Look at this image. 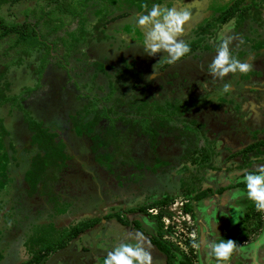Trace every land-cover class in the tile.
<instances>
[{
	"label": "rangeland",
	"instance_id": "rangeland-1",
	"mask_svg": "<svg viewBox=\"0 0 264 264\" xmlns=\"http://www.w3.org/2000/svg\"><path fill=\"white\" fill-rule=\"evenodd\" d=\"M155 1L58 0L57 6L48 0H19L0 5L3 20L36 24L40 36L48 35L45 40L52 45L38 79L29 67L31 63L39 67L43 52L24 56L21 50L26 46L15 44V34L0 40V69L10 84L7 93L18 97L13 105L0 106V264H24L32 257L29 239L45 235L60 240L91 218L101 220L40 264H102L117 242L135 243V234L142 233L116 217H106L139 221L148 234H155L156 220L131 209L165 195L173 199L164 209L167 239L196 264L197 257L201 264L210 258L206 247L210 240L226 239L218 235L228 230L226 226L223 230L217 226L227 216L235 215L234 222L245 218L238 231L249 233L247 243L264 232V212L254 206L251 212L245 188L235 187L245 170L264 166V145L243 156L246 147L264 140V0H242L230 48L251 69L230 73L223 81H214L208 73L224 25L215 18L235 0ZM153 5L187 7L192 12L180 36L191 51L173 64L166 62V53L145 54L144 32L134 23ZM100 18L103 34L95 30ZM224 83L231 85L227 94L222 92ZM112 86L116 91L110 94ZM141 107H147V113L160 108L150 117V127L157 133L153 145L148 134L139 132L140 124L130 133L122 118L149 117L135 113ZM107 109L112 120L105 117L93 133L84 130L77 135L75 123L85 124ZM30 119L41 123L49 135L55 133L54 141L65 144L66 155L63 160L41 162L40 172L28 175L32 181L27 173L47 144L44 138H34ZM118 153V158L109 159ZM222 187L224 192L212 195ZM182 188H211L212 193L192 202L195 213L190 216L183 209ZM157 210L156 206L150 212ZM248 211L255 215L246 219ZM168 221L174 230L166 231ZM229 239L236 243V237Z\"/></svg>",
	"mask_w": 264,
	"mask_h": 264
},
{
	"label": "trees",
	"instance_id": "trees-1",
	"mask_svg": "<svg viewBox=\"0 0 264 264\" xmlns=\"http://www.w3.org/2000/svg\"><path fill=\"white\" fill-rule=\"evenodd\" d=\"M17 1L19 0H0V5L17 2ZM48 1H50V3L57 4V6H60L59 4L60 2H58V0H48ZM146 1L147 0H144V2ZM149 2L153 3L156 1L149 0ZM241 2L242 0H235L229 7H227L225 10L219 13V15L215 18V21L220 24H226L229 20L234 18L238 13H241L243 11V9L240 7ZM248 8L249 6L246 7V9L244 10H247ZM101 20L102 19L100 18V21H98V23H96L95 25V30H97L99 34H103L101 33L100 27H99L101 24ZM36 23L38 24V21H36ZM35 25H32L30 22L27 23L26 21L23 23H14V22L7 23L5 20H3L0 17V29H1L0 40L4 39L8 35L15 34L17 35L15 44L18 46L19 45L26 46L21 50V53L24 56H29V54H32V52L34 51L38 53L43 52L42 55H39L38 57L40 60L39 67H36L33 63H31L29 67L33 72L34 71L37 72L38 79H39L41 75L44 73L45 64L47 63L51 55L52 45H47L48 43L46 42L45 38H47L48 35L44 33L45 37L42 38L39 34L38 29H36ZM59 27L60 26L51 27L49 34L56 31ZM100 68H102V66ZM4 78H5V74L3 72V69H0V81L3 80V85L0 84V106L3 104L5 105L7 103H11V105H13V103L17 101L18 97L16 95H13V96L8 95L7 92L10 87V84ZM36 87H38V83H36V85L33 88H36ZM26 90L31 91V88H26ZM115 91H116L115 86H112L110 94H113ZM220 101L226 102L227 100L224 98H221ZM110 110L111 109H107L102 114H99V113L95 114L92 117V119H90L85 124L75 123L74 130L77 133V135L81 136L84 130H86L88 133H93L95 127L105 117L112 120V118L110 117ZM147 110H149L147 107H141L140 110H137L135 113L141 116H149V117H141L139 119L133 118V117L131 118L122 117V118L124 120V123L129 125L128 130L130 133L136 130V127H138V124H140V128L138 129L139 132L148 134L152 138L151 144L153 145L155 142V138L157 137V133L154 129L150 127V123L152 121L150 117L153 116V113L158 112L160 108L155 107L153 110H150L149 113L146 112ZM156 117L161 121L163 120L162 116L160 115ZM29 121H30L31 130L35 133L34 138L35 139L44 138L46 139V144H47L46 146L47 148L44 152V155L43 156L38 155L37 157L33 159L32 164H31L32 169L27 173V176H26L27 180L32 181V179H30L28 175L30 176L32 172H34V175H37L41 170V167H40L41 162L49 163L51 161H54L55 158H57L58 160H63L65 159L66 155L63 152L65 144L61 141H59V143H56L54 141V137L57 136L55 133L49 135L48 132L45 129H43L41 123L33 121V119H30ZM263 145H264V140L256 142L246 147L243 151L244 158L249 153L254 152L257 148H260ZM118 157H119V153L116 155H111L109 159L114 160ZM207 158H209V156H206L204 158L202 157V159H205V160ZM31 184L33 185L32 187L35 186V182H31ZM235 187L244 188L245 185L242 182H238ZM224 191H225L224 187H222L221 189L220 188L216 189L214 191V194L212 195L220 194ZM183 193H184V196L186 197V202L183 203V209L186 213L193 216L195 211H194V205L192 202H198V201L205 199L206 197L211 195L212 189L208 188V189H204L200 191H196L195 188L183 189ZM172 202H173L172 197L170 195H165L163 198L157 201H154L150 205H143L142 207L138 209H131L132 213L135 211H138V212L143 213L144 215L149 216L150 219L156 220L158 227L156 228L157 232L155 234H148L145 231V229L141 226V223L139 221L130 222L126 217L124 216L122 217L121 215H117V216L109 215L106 218L116 217L120 224L131 226L134 230H138L144 233V235L149 239V242L166 256V264H173L175 259H177V256H179L178 258L179 260L178 259L177 260L179 261L180 264H196L195 261L189 260L187 255L184 254V252L180 250L178 245H176L173 241L167 239L168 235L166 236L164 232L165 230H164L163 219L167 217V213L165 212L164 209L170 206ZM156 206L158 207V210L155 214H153L152 212H150V210H152ZM252 206H254L253 203L252 204L250 203V205L248 206L251 212L253 211L252 210L253 208L255 210V206L253 208ZM252 214L253 213H250L249 211L246 212V219L249 218V216L255 215V213L253 215ZM257 217L259 218L258 223H257L258 228H261L263 225V222L261 219L262 217L260 214H258ZM169 219L171 220L170 217ZM244 219L239 221L236 225L232 226L227 231V233L224 235L226 239L236 237V244L238 246H242L245 242H247L249 238V233L245 229L238 231V226L243 222ZM100 220H101L100 218H91L89 220L80 222L77 225L73 226L69 230V232L65 234L64 237H62L60 240H57V241L48 240V238L45 235L35 237L34 239H29V241L27 242V245H28L29 252H31L32 254V257L28 261H26L24 264H40L44 260L46 255L56 252L60 249L66 248V246L73 239H75L77 236H79L86 230L93 228L95 225H97L100 222ZM173 228L174 226L170 224L167 227V230L169 231L174 230ZM36 247H38V249L34 250L36 249Z\"/></svg>",
	"mask_w": 264,
	"mask_h": 264
},
{
	"label": "clouds",
	"instance_id": "clouds-1",
	"mask_svg": "<svg viewBox=\"0 0 264 264\" xmlns=\"http://www.w3.org/2000/svg\"><path fill=\"white\" fill-rule=\"evenodd\" d=\"M178 2L183 4L184 0ZM191 16L192 12L187 7L179 10L175 5H153L150 10L135 17L136 27L144 32L142 44L145 54L154 56L157 53H166L168 64H173L188 55L191 51L190 45L180 39V36ZM235 26L236 19L232 18L218 32L219 43L215 45V55L208 66V73L214 81H223L230 73L246 74L251 69L250 63L241 61L232 54L230 45L234 37L230 33ZM230 90V84L222 85L224 94L229 93ZM241 182L245 185L244 193L247 199L254 204L258 212H264V166L255 170H245ZM168 226H165L166 230ZM135 240V243L117 242L107 252L102 264H153V257L145 247L146 240L143 234L137 232ZM206 247L209 257L214 259L215 264H229L233 253L243 250L242 246H238L233 240L223 238L219 241L210 240ZM261 249H264V233H261L247 248L251 264H259L258 256Z\"/></svg>",
	"mask_w": 264,
	"mask_h": 264
},
{
	"label": "crops",
	"instance_id": "crops-1",
	"mask_svg": "<svg viewBox=\"0 0 264 264\" xmlns=\"http://www.w3.org/2000/svg\"><path fill=\"white\" fill-rule=\"evenodd\" d=\"M154 3V2H153ZM239 182H241V181H239ZM242 189V187H237V189ZM245 188V187H244ZM232 209H233V207H231ZM233 211V210H232ZM235 215H232V217H230V216H227V217H225V219H226V221L225 222H223V225H222V223H220L217 227V230H223V227H225L226 226V229L225 230H229L232 226H234V225H236L237 224V222H238V220L236 221V222H234V220H235ZM227 230V231H228ZM227 231H224L223 230V232H222V234H219L218 233V235H220L219 236V238H221V237H224V235L227 233ZM226 232V233H225ZM264 233V232H263ZM217 235V236H218ZM216 236V237H217ZM192 238H193V240H195L196 239V236H195V234L193 235L192 234ZM225 238V237H224ZM215 239V238H214ZM248 242H249V240H247ZM147 244L145 245V247L150 251V253H151V255H152V257H153V264H166V256L162 253V252H160L155 246H153L150 242H149V240H148V238H147ZM252 243V242H251ZM249 244L250 243H247V242H245L243 245H242V249L243 250H238V251H236V254H234V256H232V258H231V260H230V262H229V264H251V261H250V259H249V254H248V252H247V248H248V246H249ZM148 246H151V247H148ZM151 248H154V250H152ZM261 253V254H260ZM241 257H243L244 259H245V261H243V260H241ZM235 259V260H234ZM258 259L259 260H261L260 262L262 263V264H264V249H261L260 250V252H259V256H258ZM179 260V259H178ZM175 261L174 262V264H180L179 263V261ZM197 260H198V264H201L200 262H199V259H198V257H197ZM243 262H245V263H243ZM195 263H196V260H195ZM204 264H215V261H214V259H211V257L210 258H208L207 259V261L205 262L204 261Z\"/></svg>",
	"mask_w": 264,
	"mask_h": 264
},
{
	"label": "built area",
	"instance_id": "built-area-1",
	"mask_svg": "<svg viewBox=\"0 0 264 264\" xmlns=\"http://www.w3.org/2000/svg\"><path fill=\"white\" fill-rule=\"evenodd\" d=\"M170 224V221H168L167 226Z\"/></svg>",
	"mask_w": 264,
	"mask_h": 264
},
{
	"label": "flooded vegetation",
	"instance_id": "flooded-vegetation-1",
	"mask_svg": "<svg viewBox=\"0 0 264 264\" xmlns=\"http://www.w3.org/2000/svg\"><path fill=\"white\" fill-rule=\"evenodd\" d=\"M136 213H141V212H138V211H137ZM141 214H143V213H141Z\"/></svg>",
	"mask_w": 264,
	"mask_h": 264
}]
</instances>
